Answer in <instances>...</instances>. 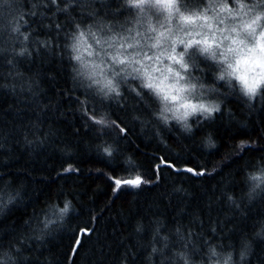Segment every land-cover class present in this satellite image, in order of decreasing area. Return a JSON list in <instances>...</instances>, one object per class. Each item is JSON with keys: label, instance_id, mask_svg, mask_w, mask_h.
I'll return each mask as SVG.
<instances>
[{"label": "trees", "instance_id": "16d2710c", "mask_svg": "<svg viewBox=\"0 0 264 264\" xmlns=\"http://www.w3.org/2000/svg\"><path fill=\"white\" fill-rule=\"evenodd\" d=\"M184 2L200 8L218 0ZM242 2L252 8L256 0ZM0 9V257L7 264L5 252L15 264H171L184 246L198 262L218 247L264 264V191L251 179L264 171V90L249 99L238 84L216 81V66L203 59L196 74L218 89L208 95L221 111L192 117L191 132L165 126L148 91L141 98L127 88L106 101L72 72L77 25L140 21L138 7L12 0L11 10ZM13 16L22 17L31 56L12 51L20 47ZM96 113L116 126L96 123ZM136 177L139 187H114L113 178ZM66 202L71 208L62 213Z\"/></svg>", "mask_w": 264, "mask_h": 264}, {"label": "clouds", "instance_id": "9594fccd", "mask_svg": "<svg viewBox=\"0 0 264 264\" xmlns=\"http://www.w3.org/2000/svg\"><path fill=\"white\" fill-rule=\"evenodd\" d=\"M125 2L136 7L139 5L143 20L137 23L142 31L137 32L134 27L131 31L136 35L131 39L128 36L118 39L116 35H101L111 31L107 25L96 32L92 26L84 28L77 25L78 31L69 45L73 52L74 77L93 94L111 101L119 100L125 88L141 98L144 91H148L160 105L153 112L160 123L169 126L176 122L183 131L191 132L193 124L189 121L192 117L209 119L221 111V102L208 95L218 89L204 83L201 75L196 74L199 59L215 64L216 81L229 86L238 84L239 90L249 99L264 90V84H261L255 95H250L244 82L239 79L245 76L252 85L264 80V67L259 63L264 61V0H256L252 8H249L248 3L236 0L240 5L236 9L230 7L229 0H218L215 4L210 3L198 9L186 7L184 0H174L170 8L158 0ZM11 5L12 0H9V10ZM241 9L246 11L237 21L236 16ZM3 11L0 9V16ZM19 19L22 17L13 16L16 22H10V32L20 43V47L12 48V51L16 56H31L29 34L21 31ZM39 43L47 47L51 41L41 40ZM93 45H99L100 51ZM3 50L0 48V51ZM165 95L169 98L165 99ZM171 95L179 96L180 99L173 101ZM185 103L195 104L198 109L203 106L210 111L198 110L185 118V112L190 111L181 107ZM94 117L95 122L103 120L102 125L116 126V122L107 115L96 113ZM251 179L255 181V190L264 191V171L255 173ZM11 202L8 201L9 204ZM70 208V202H66L62 213H68ZM52 223L54 221L50 220L44 227ZM158 251L162 250L152 248L153 253ZM4 256L15 264V257L10 252H5ZM247 258L245 251L237 254L211 247L207 261L198 262L193 259L190 249L184 246L175 251L169 260L171 264H245ZM0 264H7V261L0 257Z\"/></svg>", "mask_w": 264, "mask_h": 264}, {"label": "snow or ice", "instance_id": "6c2138e0", "mask_svg": "<svg viewBox=\"0 0 264 264\" xmlns=\"http://www.w3.org/2000/svg\"><path fill=\"white\" fill-rule=\"evenodd\" d=\"M159 3L164 4L166 7H172V5L174 4V0H158ZM4 5H9V0H0V8H2ZM139 5L137 4V7ZM260 65L262 67H264V61H259ZM240 80H242L245 84V88L248 91V93L250 95H255V92L257 90V88H259L261 86V84H264V80H258L256 81L255 85L249 84L248 83V78L245 76H240L239 77ZM149 87H152V85H149ZM158 90H162L160 88V86H156ZM169 96L165 95V99H168ZM173 101H178L180 99L179 96L176 95H171L170 97ZM181 107L185 108L186 110L190 109V111H186L185 112V118L190 115L192 112H196L198 110H202V111H210V109H206L203 106L200 107V109L197 108V106L195 104H182ZM96 123L98 124H103V120L100 121H96ZM105 152H107L109 155H111V152L109 151L108 148L104 149ZM167 163V162H165ZM74 169H66V171H73ZM188 172H193L194 169L192 168H188L187 169ZM200 174V173H197ZM113 183H114V187L115 188H119L121 185H127V186H131V187H139L140 184L142 183L141 179L139 177H136L135 179H127V180H121L119 178H113ZM61 212L64 211V209L60 210Z\"/></svg>", "mask_w": 264, "mask_h": 264}, {"label": "rangeland", "instance_id": "374dc122", "mask_svg": "<svg viewBox=\"0 0 264 264\" xmlns=\"http://www.w3.org/2000/svg\"><path fill=\"white\" fill-rule=\"evenodd\" d=\"M230 7L232 9H236V8H239L240 5L231 4ZM188 8H197V7H194V6L192 7L191 5H188ZM244 11H246V10L245 9H241L240 13L236 16V20L237 21H239V17H240V15H243ZM209 14H211V12H209ZM142 20H140V21H142ZM134 27L137 29V32L143 30L142 27L137 23V21L136 22L128 21L127 23L125 22L123 24L122 23H113V26H111L109 28V29H111V31L110 32L101 33V35H116L118 39L123 38L124 36H128L129 39H131V37L136 35V33L131 31L132 28H134ZM93 31L96 32V31H98V29H94ZM85 39L89 42V44H92L91 40H89L88 37H85ZM93 47L95 49H97V51H100V46L99 45H93ZM149 55H151V54H149ZM109 59H110V57H109ZM200 61L204 62L203 59H199V62ZM148 62L150 63L151 61L149 60ZM211 63L214 64L213 62H211ZM126 89L127 88H125L124 90H126ZM126 92H131V90L130 91H126Z\"/></svg>", "mask_w": 264, "mask_h": 264}]
</instances>
